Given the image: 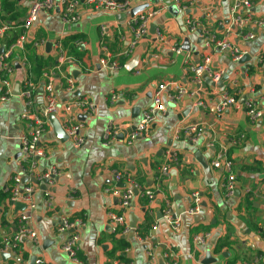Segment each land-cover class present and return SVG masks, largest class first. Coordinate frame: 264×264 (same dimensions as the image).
I'll return each instance as SVG.
<instances>
[{
  "label": "crops",
  "instance_id": "crops-1",
  "mask_svg": "<svg viewBox=\"0 0 264 264\" xmlns=\"http://www.w3.org/2000/svg\"><path fill=\"white\" fill-rule=\"evenodd\" d=\"M8 1L11 4L3 8L0 0V23L9 27L0 39V52L23 35L22 24L36 0ZM85 1L79 0L80 19L75 23L61 21L58 3L39 13L28 32L31 50L24 46L12 56L11 97L1 101L0 89V243L12 238L22 213L36 235V242L25 237L20 240L18 255L4 252L9 258L0 259V264H35L39 259L45 264H150L145 254L148 249L157 264H163L164 252L169 254L168 262L175 264H264V118L251 123L243 108L221 114L214 110L223 91L239 100L253 98L264 108V0H249L253 17L262 22L250 41L236 31L227 34L234 0H179L178 7L173 0H132L127 11L118 13L95 10ZM149 10L157 13L148 24V35L131 48L130 22ZM189 18L199 23L193 32L185 26ZM201 30L216 39L227 35L241 58L233 61L228 53L208 50L210 68L220 77L203 79L197 85L186 74L184 62L198 64L203 58ZM157 31L166 37L164 44L155 40ZM34 43L40 44L34 47ZM56 43L74 60L55 77L59 104L87 98L96 108L91 117L73 112L84 123L85 143L80 148L60 137L48 120L39 142L43 155L35 159V172L56 168L58 175L46 184H33L29 179L34 177L23 182L33 188L31 209L20 201H8L5 195L13 177L26 176L20 172L19 137L30 126L21 116L27 111L40 114L45 105L43 78L33 86L30 109L20 93L32 79L26 57L34 53L50 70L56 65ZM173 48H179L181 54L173 53ZM102 58L115 61L117 68L102 67ZM65 77L73 80L72 92L63 89ZM162 83L179 86L186 94L168 105L145 139L127 144V134L150 106L154 88ZM112 94L118 96L116 101L110 99ZM198 102L203 106H197ZM54 116L61 126V107ZM109 126L115 134L103 146V133ZM189 126L201 132L193 146L180 133ZM220 147L226 148L236 176L237 189L231 198L222 190L225 171L211 166ZM163 166L167 173L161 176ZM117 172L127 174L141 191L154 192L152 201L138 195L122 213L129 227V218L135 220L134 229L149 238L147 244H140L134 236H115L109 230L108 213L121 211L116 198L105 189L126 184L122 180L120 187L115 182ZM45 191L52 195L51 208L43 205ZM194 194L200 212L188 216ZM165 210L177 222L176 229L163 218ZM61 213L81 221L76 230L78 262L62 251L66 235L57 232ZM145 224L152 228L148 233ZM198 236L202 242L195 240Z\"/></svg>",
  "mask_w": 264,
  "mask_h": 264
},
{
  "label": "built area",
  "instance_id": "built-area-1",
  "mask_svg": "<svg viewBox=\"0 0 264 264\" xmlns=\"http://www.w3.org/2000/svg\"><path fill=\"white\" fill-rule=\"evenodd\" d=\"M147 3H151L154 0H145ZM132 0H86L85 4L95 10L118 13L125 12L130 8ZM54 3H58L60 6V19L63 23H75L80 19L78 13L79 0H36L27 12L26 19L22 24L24 31L23 35L20 36L13 44L7 47V49L0 52V89H1V101L8 100L11 97V78L14 73V64L12 56L16 49H23L25 44L28 43V32L31 27L37 22L38 15L40 12L49 10ZM175 6H179V0H173ZM156 10H149L135 18L130 22L132 31V39L130 47L134 48L140 43L142 39L148 35V24L151 18L156 15ZM229 23L231 29H228V33L236 31L237 35L244 41H250L254 39L253 30L262 26V22L255 19L252 15V4L249 0H234L231 4L229 11ZM185 26L191 32L195 31L199 27V23L191 18L185 21ZM8 26L5 23H0V39L5 35L8 30ZM200 39L203 43L205 52L200 63L192 64L190 62H184L185 72L194 84H200L203 79L217 80L220 75L212 72L210 68V59L207 55V51H216L228 53L233 61H238L241 58L239 49L231 44L229 37L226 35L221 39L207 32L200 31ZM155 40L160 44L166 42V37L161 32H156ZM40 43H34V47L39 46ZM56 52V65L54 69L60 74V69L65 65H71L74 60L64 53L63 48L59 43L54 45ZM175 54H181L179 48H173L171 50ZM25 63V62H24ZM102 67L108 70H115L117 63L110 60V58H102L100 60ZM63 89L66 92H72L74 89V83L72 78H64ZM34 85L27 81L25 82L23 89L20 93L21 98L24 100V105L27 109L32 107L33 87ZM43 92L45 105L43 106L40 114L27 111L22 114L21 119L26 121L30 126L28 133L19 137L20 144V172L26 175V177H34L37 182L51 180L58 175L56 168H51L47 172L37 173L36 161L37 157L43 155V151L39 147V142L45 128L48 124V117L54 115L59 107H61L62 120L61 127L67 136V139L71 142L74 148H80L85 143V137L83 135L84 123L77 121L73 112L77 111L85 117H91L95 114V105L87 98H77L62 105L59 104L57 92L55 89V77L54 72L45 73L43 75ZM186 92L183 88L175 86L173 84H159L154 88L151 97V104L148 106L140 116L133 130H131L126 137V143L131 144L135 140L145 139L156 119L164 114L169 104H174L178 101ZM112 101H116L118 96L112 94L110 96ZM197 106H203L202 103L198 102ZM245 111L247 119L251 123H255L264 118V108H259L256 101L253 98H246L239 100L233 94L226 91L221 92L218 95V101L214 107L217 114H221L225 111L241 109ZM187 137L190 144L197 142L201 136V132L198 131L196 126H189L183 128L180 131ZM115 134L114 129L109 126L103 133V146H107L110 139ZM213 169H222L225 171V177L222 183V190L226 197L231 198L236 192V176L233 172V165L227 155V150L224 147H220V150L215 154L214 159L211 161ZM36 173V175H35ZM167 166H163L160 170L161 176L166 175ZM28 179V178H27ZM114 180L116 183L122 180L126 181L123 188L111 187L105 189V192L111 194L112 197L116 198L121 213L109 212L107 215V221L110 232L115 236L128 237L129 235L134 236L140 244H147L149 238L140 236L134 228H130L123 217L122 213L129 209L135 198L139 195L142 198L152 201L154 198V192L141 191L139 185L125 173H115ZM33 188L31 184H26L21 181V175L15 176L12 179L11 189L9 191L10 198L8 201L28 204L29 208H33L32 202ZM43 205L47 208H51L53 205L52 195L45 191L43 193ZM194 203L193 207L189 209L186 214L188 216H194L200 212L199 198L197 194L192 196ZM163 218L167 224L172 228L178 227L177 222L171 220V213L169 210H165ZM17 228L10 240L5 243H0V253H4L7 250L11 251L14 255L19 254L18 244L22 238H28L32 242H36V235L29 227L28 216L25 213L19 215L17 219ZM79 219H70L66 214H59V225L57 226V232L59 234L66 235V238L62 245V251L74 262H78L76 259V251L78 244V235L76 230L81 226ZM206 235L205 237H207ZM202 237L198 236L195 238L198 242H202ZM150 264H157L154 259V255L148 249L145 252ZM169 254L164 252L161 256L163 264H175L168 262ZM35 264H45L42 260L35 261Z\"/></svg>",
  "mask_w": 264,
  "mask_h": 264
},
{
  "label": "trees",
  "instance_id": "trees-1",
  "mask_svg": "<svg viewBox=\"0 0 264 264\" xmlns=\"http://www.w3.org/2000/svg\"><path fill=\"white\" fill-rule=\"evenodd\" d=\"M2 7L10 5L11 3L8 0H1ZM26 46V49L29 51L31 50V44L28 42ZM79 48V47H78ZM26 62L28 65V74L31 75L30 81L33 83L34 87L39 84V82L42 81L43 75L49 72H54V77L58 75V72L54 69V67L50 70H46L47 63L42 58L36 57L34 53L29 54V56L26 57ZM29 63V64H28ZM64 86V83L62 84ZM35 92V89H33V93ZM6 199L9 200L10 194L5 195ZM152 228L149 225L145 224V230L148 233ZM122 242V240L120 241ZM125 246H123L124 248Z\"/></svg>",
  "mask_w": 264,
  "mask_h": 264
},
{
  "label": "water",
  "instance_id": "water-1",
  "mask_svg": "<svg viewBox=\"0 0 264 264\" xmlns=\"http://www.w3.org/2000/svg\"><path fill=\"white\" fill-rule=\"evenodd\" d=\"M48 47H49V45H48ZM48 120H49V122L53 125V127L55 128V130L57 131V133H58V135H59L60 137L63 138V136H65V137L67 138L66 134L64 133L62 127L60 126L58 120L55 118L54 115H50V116L48 117ZM131 130H133V128H132ZM131 130H130V131H131ZM192 146H193V144H192ZM29 180H30V182H32L33 184H38V182H37L36 180L32 179V178H30ZM21 181H22V182H26V181H27V177H26V176L21 177ZM46 183H47L46 181H43V184H46ZM118 185L121 187V186H122V183H119ZM44 189H45V188L42 187V190H44ZM160 217H161V215L158 216V218H160ZM197 217H198V216H196L194 219H197ZM129 220H130V228H134V227H135V226H134L135 220H134L132 217H130ZM130 236H131V235H130ZM7 258H9V253H0V259H1L2 261H4V260L7 259Z\"/></svg>",
  "mask_w": 264,
  "mask_h": 264
}]
</instances>
